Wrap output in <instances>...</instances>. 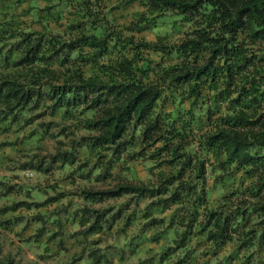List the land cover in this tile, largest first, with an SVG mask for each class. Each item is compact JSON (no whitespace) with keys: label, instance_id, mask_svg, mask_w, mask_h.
<instances>
[{"label":"trees","instance_id":"1","mask_svg":"<svg viewBox=\"0 0 264 264\" xmlns=\"http://www.w3.org/2000/svg\"><path fill=\"white\" fill-rule=\"evenodd\" d=\"M78 130L21 170L80 159L69 175L131 179L84 188L85 204L123 199L65 211L58 243L47 217L63 191L0 207L40 258L75 244L90 264H264V0H0V167L7 147L28 156ZM147 242L165 245L160 262Z\"/></svg>","mask_w":264,"mask_h":264},{"label":"rangeland","instance_id":"2","mask_svg":"<svg viewBox=\"0 0 264 264\" xmlns=\"http://www.w3.org/2000/svg\"><path fill=\"white\" fill-rule=\"evenodd\" d=\"M147 37L153 39L154 34H147ZM37 112H39V110L35 111L34 113ZM41 120L54 121L51 127V131H53V133H56L61 127L60 125L55 126V123H58L59 120H53L52 117L48 114H45L38 118L37 122H40ZM64 124L69 125V122H66ZM86 134L87 133L85 130H78L76 133H70L69 135L61 133V135L57 138H54L52 140H45L42 142L43 146L46 147L45 150H35L33 152H29L28 156H26L23 151L14 153L10 150V148L7 147L5 149L6 153L9 155L7 165L5 167H0V180L4 181V183L0 184V207H2L3 205H8L12 203V201L23 199H27L28 201H44L51 195H57V191H63L65 193V197L57 200L54 203H51V205L49 206L50 210H53V207H59L60 209H62L61 211H59V215H49L47 217V222L51 225L52 228L51 233H54V231L57 232V234L54 236V239L57 240V243L59 242L60 238L66 240L70 236V228L66 227L65 217H63L66 215V212L70 215L71 211L76 208L90 207L95 208L96 210H100L103 207H109L111 205H113V209L115 211L117 209L116 207L119 205L123 198H119L116 200L109 199L97 203L88 202L85 204V202L80 198L79 193L84 188L100 190L111 187L115 181H129L131 179V176L124 168L117 170L112 177H107L103 180L91 179L90 181L81 179L78 176V170L77 172L75 171L72 175H69L70 171H72L76 167V164L81 161L80 159H77L74 165L66 164L62 168L58 166L60 164L59 162H55V168L47 171L46 173L38 172L33 169L21 170V162H24L26 160H37V158H39L41 155H47V153L54 154L56 152V146L58 145L56 142L57 139H62L66 144H61L60 147L66 148L69 143V137H79L80 135ZM34 153L36 154V156H34ZM135 168L139 177L145 176V170L142 166L137 165ZM8 185L13 186V188L11 189L12 191L8 193V196L1 194L6 190ZM51 185L54 186L51 187ZM17 189H20L19 192H16ZM26 189H28L29 192H27ZM13 198L14 200H12ZM23 213L29 214L25 211H23ZM92 219L93 216L91 217V221ZM21 226L22 223L20 225H16L14 229L6 230L0 228V257L9 255L14 258V261L16 263L21 264H90L86 261L85 258H82L81 260L75 259V257L77 256V252L80 250V246H77L75 244H72L69 247V251L67 250L66 252H64L59 248V253L48 258H40L38 256V251L41 250V246H37L38 244L33 237H30L28 242H26L25 240H21L22 238L25 239L27 235L31 234L30 230L24 233L22 232L20 236H17V233L21 231ZM53 226H55V228H53ZM90 237L94 241L96 239H101V243H112V237L105 236L104 233H100L99 235H93ZM146 245L147 246L143 248L144 254L149 255V253H153L152 257H155L154 261L160 262L158 260L161 259L160 257L163 252L160 251V249L165 246L163 242L160 244L147 242ZM147 247H149V250H147ZM138 261V256H133L132 258L127 259L125 264H136ZM120 262L121 260L118 259V256H115L113 264H119ZM100 264L106 263L101 262Z\"/></svg>","mask_w":264,"mask_h":264}]
</instances>
